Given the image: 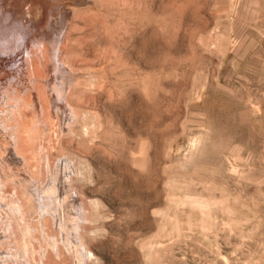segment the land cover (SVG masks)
I'll use <instances>...</instances> for the list:
<instances>
[{
  "label": "rangeland",
  "instance_id": "374dc122",
  "mask_svg": "<svg viewBox=\"0 0 264 264\" xmlns=\"http://www.w3.org/2000/svg\"><path fill=\"white\" fill-rule=\"evenodd\" d=\"M38 1L22 0L16 13ZM42 3L29 21L0 8V77L33 59L37 39L52 57L69 18L71 74L56 83L76 122L49 113L46 93L47 123L40 109L25 114L27 128L39 118L43 157L25 171L0 161L3 195L24 201L19 177L53 188L42 194L45 212L23 219L43 227L31 230L28 264L51 240L61 253L44 264H264V0ZM11 117L0 120V144L17 129ZM3 224L0 236L14 242ZM9 243L0 255L15 253Z\"/></svg>",
  "mask_w": 264,
  "mask_h": 264
},
{
  "label": "bare ground",
  "instance_id": "6f19581e",
  "mask_svg": "<svg viewBox=\"0 0 264 264\" xmlns=\"http://www.w3.org/2000/svg\"><path fill=\"white\" fill-rule=\"evenodd\" d=\"M21 1L22 0H3V2H2V0H1L2 3L0 4L1 5L0 8H4L5 11H9V13L11 15L14 13L17 14L16 9L20 6ZM42 1L43 0H39L37 2L38 5H36L37 3L34 2L36 4H33V6L28 7L29 8V9H27L28 12L26 11V13L29 15V16L28 15L26 16V17H28V21H29V18H34L35 16H37L38 9H39L38 6L43 5ZM2 4H4V6ZM1 10L2 9H0V11ZM4 15L6 16V14H4ZM17 15L20 16V20L25 18V20L27 21L25 16L19 15V14H17ZM14 18H18V17L15 16ZM62 18H64V17H62ZM1 19H2V17H1ZM51 19H53L54 22L57 23V15L56 14H53L51 16ZM68 19L69 18L65 19V22L63 24V26H64V29L62 30L63 36L61 34L58 38H56V41H57L56 45L54 48L51 49L52 52H54L52 57L50 56V50L45 45V43H43L42 41L37 39L34 42L35 43V45H34L35 51L34 50L33 51L35 52L36 55L40 56V59L38 57H37L38 59L35 58V54L33 53L34 54V55H32L33 59H31V57L27 56L26 60H23V61L19 60L20 65H18L16 67V69L11 68V69H9V71L11 70L10 72L7 70L8 71L7 77H2L3 72L6 71V70H3L2 75H1L2 78L0 77V105L3 107L2 108L0 106L2 108V109H0V116H2V117H0V120L3 121L2 127H4V125L7 126V124H6L7 122L5 121L6 114H7V116L12 115V117H14V121H15V124L17 127V129H15L12 133H8L5 136V138L3 140H1L3 142H1V144H0V161L2 160L4 163H8V162L12 163V162L18 161V165H20V168L23 169L24 171L26 168L28 169L27 165H30V164H32L33 161L36 162L38 159L43 157V155H42V157L39 158V156L37 155L38 151H36V148H35L36 145L34 147V143L37 140H36V136H35L36 134L34 133V131H36V130L33 129L34 128L33 126L36 127L35 123L37 121H39V118L43 119L44 113L47 111V110L45 111L47 106L45 108L43 106L46 104V102H44V104H43V100H44L46 93L49 96V99H52V101L54 103L52 108L56 110V111L52 112V108L49 107V113L53 114L54 117L56 118V115L59 114V112H64L65 116L67 114L66 118H69V119L72 118L75 120V122L77 119V116L73 112V108L68 103L69 100L67 101V99H66L67 97H65V96L60 97L62 94L61 95L58 94L59 88H58V85L56 83V77L58 79L59 74L60 75H61V73H62V75H64V73H65V75H66V73L71 74L70 73V66L68 65V63L66 62V60L64 58V50H65V48H67V46L65 47V41H66L65 37L67 34L68 25H69ZM21 21H23V20H21ZM16 22H18V21L16 20ZM33 24L36 25V22L35 23L33 22ZM22 28H26V27L22 26ZM49 44H51V43H49ZM31 49H33V48H31ZM33 51H31L30 54H32ZM50 58L51 59L55 58L54 59L55 62L51 63L52 68L48 66L50 64V61H51ZM53 59H52V61H54ZM25 62H26V64L29 63L28 64L29 67H25ZM24 67L27 68V70H23ZM42 69H43V71H42ZM3 80H5L4 83H2ZM70 87L71 86H69L68 89ZM67 93H69V92L66 90V95H67ZM45 99L47 101L46 97H45ZM68 99H70V97ZM28 107L34 109L35 111H33V112H37V111L39 112V109L41 111V113H39V116H38L39 118L37 120H35L32 116L30 118L27 117L30 120L29 123L31 122L32 128L30 127V124H29L28 128L25 125V121H26L25 117L27 116V115L25 116V114H28V111H27L28 109H26ZM25 109H26L25 112H27V113L24 112ZM5 110H7V111L3 112ZM43 122H45L44 119H43ZM45 123H47V122H45ZM41 124H43L45 126L44 123H41ZM83 129H84V126H83ZM85 129H86V127H85ZM7 130H9V127ZM37 131H38V127H37ZM43 133H44V131H43ZM43 136L44 135H42V137ZM38 154H40V153L38 152ZM34 170H35V172H36V170L40 171V168H35ZM29 177L32 178L31 176H29ZM0 178H4V174H3V172H1V170H0ZM19 179H20L19 181L22 182V185L25 188H26V186L27 187H33V189L35 187L36 189H38L39 194H38V197L36 196V198H34L33 196H31L32 194L34 195V193H32V194L30 193L31 195L28 193L30 191H33V190H28V189H32V188H27L28 192L25 188H23V190H24L23 200L24 201L21 202L20 200L17 199V197L10 198L6 195H3V193L1 192V190H2L1 187H4V186H2L3 182H0V192H1L0 193V222H2V224L4 223L3 226L5 228L7 226L6 229L5 228H2V229H4L5 231L8 230V232L10 234H12L11 236H13L12 239L15 240L14 242H13V240H9V239L4 240V238L0 236L1 237L0 238V244H4V243L7 244V243L11 242L8 245L11 246L15 252L13 254H9L7 252V255H6V253L4 255H0L1 256L0 257V264L1 263H7L8 264V261H13V262H16L17 264H28L29 263L27 258H29L28 252H29V247H30V245H29L30 241L28 242V239L32 238L31 230H34V232H35V230H37V231H39V233H42L40 231H43V227L40 226V228H39L37 222L34 223L36 225L33 224V226H30L28 224V221H27V226H25L26 224L23 221V219L25 216H28V220L32 221L33 213L37 214L38 212L39 213H41L42 211L45 212L43 205L41 204L42 194L44 191L49 192L51 189H53L51 186H49L48 188L41 187V183L38 180H34V178H32L33 179L32 183L25 181L21 177H19ZM6 181H7V179H6ZM35 194H37V191ZM10 199H12V200H10ZM14 205H15V210L13 211V210H11V206H14ZM5 206L7 207L8 212L11 213V215L14 218H16L15 224H16V226L18 225V229L16 227V229H17L16 231L20 235V239L17 238L18 235H15L12 220H10L6 214H2L3 211H1V210ZM24 208H26L25 209L26 212H25ZM39 213L37 214V216L35 218H37L39 216ZM22 233L26 234V236L21 237ZM43 234H44V232H43ZM2 236H4V235H2ZM34 237L35 236H33V238ZM16 238L19 240H16ZM48 240H51V239H48ZM4 241H6V242H4ZM78 241L81 242L82 248L84 249L85 244L83 243V237L80 236V239H78ZM62 245H63V248H65L68 251V253L71 252V251H69V245L70 244H68V240H65V242L63 241ZM31 251L34 252L33 249ZM37 253L39 255V256L38 255L37 256L40 257V258H38V259H40L39 260L40 262L38 261L36 263H33L34 262L33 261L32 262L33 264H44L43 263L44 258H46L48 256L50 259L49 255L52 256L54 254L56 256H59L61 251L59 249V245L56 242H54V240H51L48 249H46L44 251L42 248V249H40L39 252L37 251ZM42 257H43V259H42ZM91 257H92V254L88 252V259H90ZM59 258H61V257H59ZM46 259L49 261L48 258H46ZM91 259H90V261H91Z\"/></svg>",
  "mask_w": 264,
  "mask_h": 264
}]
</instances>
